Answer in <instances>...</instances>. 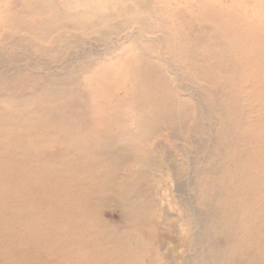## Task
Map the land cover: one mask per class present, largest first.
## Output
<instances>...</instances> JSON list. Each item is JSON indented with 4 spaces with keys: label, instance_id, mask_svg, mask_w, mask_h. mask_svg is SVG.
Wrapping results in <instances>:
<instances>
[{
    "label": "rangeland",
    "instance_id": "374dc122",
    "mask_svg": "<svg viewBox=\"0 0 264 264\" xmlns=\"http://www.w3.org/2000/svg\"><path fill=\"white\" fill-rule=\"evenodd\" d=\"M21 6L22 0H0V18L15 17L9 38L0 23V50L7 48L13 52L11 58L1 59L2 64L10 61V68L0 76V96L3 94L0 106L10 112L5 114L9 125L0 134L10 133L17 123L28 126V118L20 113L30 110L36 95L55 93H43L41 89L55 86L58 93H64L66 103L60 104L56 100L58 96L53 99L56 101L49 102L58 109V118L52 113L54 118L51 115L47 118L58 126L55 133L72 134V126L79 123L85 131L93 133L89 139L97 148L93 145L96 150L87 160L95 163L97 169L88 170L91 178L84 189L85 201L79 199L76 205L80 211H90L89 217L81 219H87L85 223L91 224L94 232L106 239L99 251L110 253L111 246L117 245L115 254L132 255V264L264 262L263 243L244 249L246 237L238 226L241 218H229L236 220L238 227L232 228L235 233L232 231L231 238L227 239L224 225L218 223L220 219L209 214L206 205L198 199L197 191L206 176L198 177L196 173L214 165L220 169L229 161L234 148V142L229 144V140H243L239 135H224L223 125L229 122L219 118L216 108L219 104L227 105V97L235 94L231 87L239 78L223 76L220 72H231L237 62L235 58L238 59L229 55L227 33H264V0H70V5L65 0H53L52 6L41 7L29 18L19 14ZM77 14L81 17L75 24L81 25L65 28L67 16ZM28 20L34 23L36 33L25 30ZM44 20L46 24L37 27ZM250 58L254 60L256 53H251ZM159 94L180 104V123L165 121L160 109L165 101L157 103L151 98ZM3 98L7 100L2 102ZM14 99L17 101L12 102ZM237 107L242 112L244 105ZM256 112L251 116L261 115L260 110ZM234 113H238L236 109ZM138 124L148 129L147 134L138 133ZM245 126L241 124L242 128ZM26 130L28 127H20L18 131L27 134ZM201 130L206 131L208 142L191 168L190 162L195 160L192 151L196 142L193 141L204 135ZM97 131L100 132L95 134ZM10 137L11 134L6 140ZM110 137L119 141L117 160L128 153L132 157L128 167L125 166L127 170L121 165L117 169V185L128 187L129 193L137 197L131 206L138 210L130 218L123 214V203L114 190L99 188L103 193H93L96 190L93 184H99L95 178L103 171L98 169L106 166L104 142ZM19 144L28 146L25 142ZM52 153L50 150L48 155ZM75 154L59 155L55 160L70 163L75 160ZM138 155L144 157L139 160L141 164L136 160ZM12 160L10 157L9 161ZM70 175L67 169L59 173L66 180ZM221 175L216 173L212 180L220 182ZM207 177L206 181L210 180ZM62 189L74 195L78 186L68 182ZM60 207L64 208V204ZM218 207L215 204L214 210ZM73 219L78 218L72 215L69 221ZM113 233L119 237L111 239ZM262 233H258L261 239ZM151 237L155 247L148 242Z\"/></svg>",
    "mask_w": 264,
    "mask_h": 264
},
{
    "label": "bare ground",
    "instance_id": "6f19581e",
    "mask_svg": "<svg viewBox=\"0 0 264 264\" xmlns=\"http://www.w3.org/2000/svg\"><path fill=\"white\" fill-rule=\"evenodd\" d=\"M65 1L67 5H70V0ZM52 5L53 0H22V6L20 7L22 9L19 14H22L24 16L23 18H29L32 14L39 12L41 7ZM57 14L62 15L63 13L58 12ZM81 14L67 16L66 19L68 22L63 23L65 24L64 27L75 29L80 26L81 24L76 25L75 21L77 18L81 17ZM207 16L208 15H206V17ZM14 18L15 17L12 16L0 18V23L3 24L1 29L6 32L7 38H9L8 36L11 35L10 32L14 29L12 25V19ZM33 24L31 20H28L25 30L29 33L30 31L36 33L33 30ZM45 24L46 20L42 22L39 21L37 27ZM227 28H229V26ZM227 35V49L230 52L229 55H235L238 59H236L235 56L233 57L237 62H235L236 65H234V69L231 70V72L227 71L223 73V71H221L220 74L223 76L225 74L227 77L233 75L235 79H239L238 82L231 87V89L234 88L235 94L227 97V105L219 104L216 110H218L221 120H227L229 122L223 125V128H226V130L224 129L226 131L224 135H239L243 140L241 142L233 141V139L229 140V144L230 142H234L232 144L234 148H232L233 151L229 157V161L223 164L220 169H217V165H214L201 171L197 170L196 173H198V177L209 176L210 179L206 181V177H204L205 181L203 184L200 183L201 189L197 191V196L201 203L206 205L207 212L220 219L218 223L219 225H224L227 239L231 238L232 228L240 226L244 230L246 237L244 249H253L262 243L264 245V238H259L258 234L259 232H264V33H262V31H251L247 34H242L234 31L233 33H227ZM4 39L6 40V38ZM1 49H3V47ZM12 53L11 49L4 48V50H0V76L3 75L2 73H5V70L10 68V61L9 63L4 62V64H2L1 59L11 58ZM251 53H256V58L254 60L250 58ZM247 61L249 62L248 64H246ZM255 66L259 67L260 70H256ZM109 76L112 77L110 74ZM97 77L95 76V78ZM93 89L96 91V88ZM53 91L56 95L55 93L54 95L51 94L48 96H46V94H44V96L36 95L35 99H33L32 107H28L30 108V110L27 111L28 114L27 112L20 113L21 116L24 115L28 118V126H22L17 123L10 133L6 132L0 134V264H132V255L129 256L126 253L123 254V256L120 254V257V255L118 256L115 254L117 245L114 246L110 244L112 245L110 253L103 251V249L99 251L101 248L100 246H104L106 239L101 237L99 233H95L91 224L85 223L87 219H81L89 217L90 211H84V209L80 211L81 208L76 205V202L79 199H82L83 202L85 201L84 189L91 178L88 170H93V168L97 169L95 163H90L87 159L94 153L97 146L89 139L91 134L93 136V133L81 128V123H79L78 126H72V134L66 132L55 133V129L58 126L56 123L54 124L52 119H48L47 117L48 115L52 116V114L56 117L58 109H54L50 103L58 100L60 104H64L68 100H66V97L63 95L64 93H58L55 86L53 89L48 88L40 90V92L47 94ZM95 91L92 92L95 93ZM36 92L37 91H35V93ZM96 94L97 93H95V95ZM2 95L3 94L0 96L1 99L3 97ZM88 95L91 94L88 93ZM55 97H57V99L53 100ZM29 98H31L30 93ZM101 98L102 97H100V99ZM151 98H154L153 100L157 103H159V101H165L160 109L166 122L172 123V120H174L180 123L181 113L178 109L180 107L179 103H175V101L172 103L171 97V99H163L164 97L160 94ZM76 99L77 98H75V100ZM6 100L7 99L4 100L3 98L1 101L3 102ZM16 101L14 99L12 102ZM19 101H21V99ZM25 102H22V105L25 104ZM11 104L12 103H10V105ZM30 104L29 106H31ZM238 105H240V107L244 105V108L242 107V112L237 110ZM24 106H26V104ZM235 109L236 112H238L237 114L234 113ZM59 110L62 111V109ZM172 110L175 111L172 113ZM259 110L261 115L251 116L252 112H259ZM8 112H10L9 109L0 106V133L5 126L9 125V122L6 120V113ZM41 118L43 119L41 120ZM45 118L47 120H45ZM62 122H64V119ZM65 122L68 123V121ZM92 124L93 122L91 125ZM241 124L246 126L242 128ZM20 127H28V130H26L27 134L19 133L18 130ZM136 127L138 133L141 135L147 134L145 131L148 129H145L141 124L136 125ZM224 130L222 132H224ZM98 132L100 131L95 132V134ZM201 133L204 135H201L200 138L197 137V141H193L196 142L193 143L194 151H192L195 160L193 163L190 162L191 168L196 165V159L200 157L205 144L208 142L206 131L201 130ZM9 134H11V137L6 140ZM20 142H25L28 146H21V144H19ZM41 142L45 145L43 144L44 146H42ZM47 143L48 145L46 146ZM104 143L106 144L104 147L106 151L103 159L106 162V166L103 169H98L103 171L99 172V175L95 178L98 180L99 184H93V187L96 189L93 190V193H103L99 188L114 190L117 194L116 196L122 201L121 203H123L121 204L123 214L130 218L132 212L136 211V209L138 210L137 207L133 208L131 206L135 204L137 200L135 198L137 197L134 196V193H129L128 187H119L117 185L119 181L117 169L119 170L118 166L121 165L124 170H127L125 166L130 164L132 157H130L128 153L122 155V158L117 160L115 157L120 150L118 146L119 141L110 137ZM93 145H95L96 148H94ZM138 148L139 147H136L135 149ZM50 150H53V153L48 155ZM122 150L125 151V147H122ZM26 151L28 152L26 153ZM74 152L76 154L73 162L64 163L62 160H55L59 155L62 157V155H70ZM53 154L56 155V157L52 156ZM10 157L14 158V160L9 161ZM143 158L144 157L141 155H138L136 160L140 163L139 160ZM100 161L101 160L98 162ZM9 162H13V164L9 165ZM88 165L92 167H88ZM64 169H67V172H71L68 180L64 177L60 178L59 176L61 170L63 171ZM221 169H226L227 171H220ZM216 173L218 175L222 173L220 182L212 180ZM73 177L74 180L72 181L71 179ZM68 182H73V184L75 183L78 186L74 195H70L68 190L62 189V186ZM259 194H261V196ZM61 203L64 204V208L60 207ZM215 204L219 205L216 210H214ZM75 210L77 211L73 214ZM142 211L144 212L145 209ZM260 213H263V216H259ZM228 214H230L229 217ZM72 215L78 218L77 221L74 219L69 221ZM235 217L237 220L239 218L242 219V223L239 220L241 225L237 226V221L231 220ZM229 218L231 219L229 220ZM227 222L228 226L226 225ZM229 223H231V225H229ZM256 228L259 232H257ZM233 232L235 233V231ZM262 234V237H264V233ZM117 236L119 237V235L113 233L110 238L117 239ZM149 241L150 246L155 247L153 237H151L148 242ZM109 242L112 241L110 240ZM159 243L160 242H158V244ZM227 244H230V242L227 241ZM164 246H166V244L162 245V247ZM117 252L120 253V250ZM259 264H264V262L261 261Z\"/></svg>",
    "mask_w": 264,
    "mask_h": 264
}]
</instances>
